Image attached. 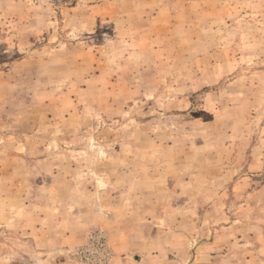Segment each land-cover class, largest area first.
<instances>
[{"label":"rangeland","instance_id":"374dc122","mask_svg":"<svg viewBox=\"0 0 264 264\" xmlns=\"http://www.w3.org/2000/svg\"><path fill=\"white\" fill-rule=\"evenodd\" d=\"M258 67V0H0V264H235Z\"/></svg>","mask_w":264,"mask_h":264},{"label":"crops","instance_id":"0c3cea01","mask_svg":"<svg viewBox=\"0 0 264 264\" xmlns=\"http://www.w3.org/2000/svg\"><path fill=\"white\" fill-rule=\"evenodd\" d=\"M259 4H264V0H258ZM227 16V15H226ZM262 16V15H261ZM231 23L230 25H233L231 27L235 28L237 24L235 22H248L249 24H254L257 23L259 24V17L251 18V19H243L242 17H235L232 15L230 17ZM238 18V19H237ZM228 21V17L224 18V21ZM229 26V25H228ZM227 27V26H226ZM233 28L227 29V31L233 32ZM261 35L257 36V39L260 38ZM240 56V55H239ZM236 58L232 57V60L235 65L232 67V71L238 69L239 67V62L236 60ZM256 73L254 74H259L263 75L264 74V67H258L256 70ZM248 80L249 77L246 76V74L240 75L238 78L232 79L228 84L234 85L235 82L239 80ZM250 80V79H249ZM248 96V95H247ZM259 95H252L250 94L248 97V101L250 104H252V108H254V111H257V109H261L264 107V99L261 97V101L259 100ZM256 114V113H255ZM259 116V112L255 117ZM244 132V130L242 129ZM261 145V144H260ZM260 147L257 145L255 148ZM262 149H264V146H262ZM258 150V149H257ZM252 155V153H251ZM262 157H259L258 154L255 156H252L250 158V165L251 164H259L262 165L261 161ZM256 166V165H255ZM243 196V195H242ZM245 198V197H242ZM243 202V205L241 207H238L237 211L239 210L242 215L241 217H235L232 218V220L227 222L226 224H223L217 229L216 235L214 237V240L212 245H214L216 237H220L224 235V238H236L239 234V227L246 226L249 232L247 234H242L243 240L239 241L237 240V243H240V245L246 249L245 255L243 257H239L237 262L235 264H264V181L262 184H260V187L258 189L252 190L250 192H246V199ZM247 214V216H245ZM234 217V215H233ZM240 228V230H242ZM245 232V230L243 231ZM252 232V234H250ZM240 248V247H239ZM209 256H212L209 254ZM242 256V255H241Z\"/></svg>","mask_w":264,"mask_h":264}]
</instances>
